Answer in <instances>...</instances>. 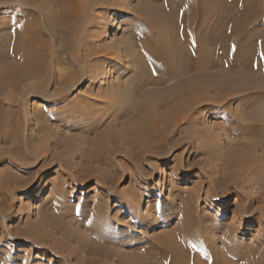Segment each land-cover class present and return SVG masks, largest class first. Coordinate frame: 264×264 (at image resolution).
Instances as JSON below:
<instances>
[{"label": "rangeland", "instance_id": "obj_1", "mask_svg": "<svg viewBox=\"0 0 264 264\" xmlns=\"http://www.w3.org/2000/svg\"><path fill=\"white\" fill-rule=\"evenodd\" d=\"M70 2L77 17L58 20ZM148 2L164 11L165 0ZM141 3L0 0V53L16 30L34 53L33 65L0 61V109L9 113L0 181L11 177L0 188V264H169L151 248L186 213L204 233L201 264H213L211 246L214 264H264V138L255 122L264 119L256 90L264 70H252L253 48L212 68L211 15L202 58L212 67L155 73L136 39ZM249 23L260 31L254 43L264 40V14Z\"/></svg>", "mask_w": 264, "mask_h": 264}, {"label": "bare ground", "instance_id": "obj_2", "mask_svg": "<svg viewBox=\"0 0 264 264\" xmlns=\"http://www.w3.org/2000/svg\"><path fill=\"white\" fill-rule=\"evenodd\" d=\"M229 1L231 3V7L234 5L233 13H230L231 15H225L223 8H221L222 6H219L221 3L218 4V0H165L162 4L163 7L160 6L161 3L158 7L160 9H164V11L160 10V12L156 9L152 12L149 9V4H147L148 0H141V4H145V6L147 5V13H135L134 20H136L138 22L137 24L140 25V28L138 27L140 30H136L135 25L134 27L137 31L136 39L141 47L140 49L144 60H146L151 68L155 70V73H161L162 75L166 73L180 75L183 71L187 72L195 69L201 72L202 69H209V66L212 63L208 64L209 62L207 59L203 60L202 57H204L203 55H205L206 50V40L204 39L205 37H208L206 35L207 32L210 31V24H212L209 19L211 15H214L218 18V22H214L215 24H213L216 28L215 29L213 27V29L216 31L218 30V38H215L217 40L215 42V54L217 56L214 58V66H210V68L219 69L220 66L225 65V63L230 61L229 59H231V61L228 63L231 66H234V64L241 62V56L246 50L253 48L252 50L254 51L255 63L254 65L252 64L254 68H251H253L252 70H264V40L262 39L259 43H254L253 37L260 31H254V29L252 30L250 28L252 24L249 23L252 13L264 14V0H239L238 2H236V0ZM77 11V7L74 3L72 4L70 2L67 6L64 5L62 9L60 8L58 20L65 19L71 14L77 17ZM135 11L137 10L135 9ZM173 14H175L174 17H172ZM101 19L102 18L100 17L99 21ZM141 29L143 30L141 31ZM145 29L149 32L145 31ZM177 34L179 35V38L176 37ZM237 36L240 37V40L235 42L234 39ZM71 43V39L66 40L65 48H70ZM8 48L9 53L7 55L2 54V52L0 53V61H3V59L7 60L10 58H17L21 59L22 63L30 65L34 64L32 38L26 36L22 31H13ZM105 51L106 50L104 49L100 53L105 54ZM77 52L78 50L74 51L73 57L77 55ZM208 52L211 53L210 51ZM224 60L227 62H223ZM242 72V70H239L237 74H242ZM256 90L264 95V84L261 83ZM2 110L0 109V142L6 140L8 135L7 132L2 131V121L8 118L7 116L9 113L7 116L6 112L1 114ZM258 120H255L256 125L259 124V128L257 129L258 135L264 138V119L261 118ZM9 175L1 179V190H4L10 181L11 177ZM198 223V218H188L186 213V215L182 216L180 222H178V226L174 227L173 230H170L169 233L165 235V239L161 238L163 242L159 241L160 244L158 245L155 243L152 245L153 248L151 249L153 251H159L162 249V251L158 254L161 257H169L166 258V260L170 262L169 264L203 263L199 257H201V252H204L201 247V233H204L201 232V225L198 226ZM196 227L198 228L197 230ZM186 241H189L190 244L192 242L196 246V255L193 251H191V247ZM156 246L160 248L155 249ZM207 253L209 258H213L214 264L217 260L214 246H211ZM232 254L234 255V253ZM186 256L187 259L193 258V260H186L187 263H185L184 261ZM250 259L251 258L243 257L242 264H254Z\"/></svg>", "mask_w": 264, "mask_h": 264}]
</instances>
